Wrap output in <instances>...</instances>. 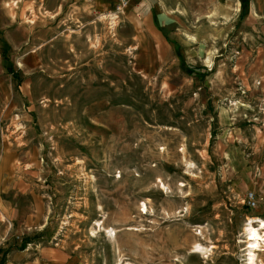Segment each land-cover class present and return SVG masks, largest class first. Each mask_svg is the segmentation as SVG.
I'll return each mask as SVG.
<instances>
[{
    "label": "rangeland",
    "instance_id": "374dc122",
    "mask_svg": "<svg viewBox=\"0 0 264 264\" xmlns=\"http://www.w3.org/2000/svg\"><path fill=\"white\" fill-rule=\"evenodd\" d=\"M126 1L0 0V264H264V7Z\"/></svg>",
    "mask_w": 264,
    "mask_h": 264
},
{
    "label": "crops",
    "instance_id": "0c3cea01",
    "mask_svg": "<svg viewBox=\"0 0 264 264\" xmlns=\"http://www.w3.org/2000/svg\"><path fill=\"white\" fill-rule=\"evenodd\" d=\"M252 7H254V12L258 13V9L264 7V0H261L260 2L259 0L257 2H252ZM263 10L264 8H261V11ZM259 13L264 14V11ZM34 256L35 258H33L32 262L26 264H69V261L71 259V257L68 258L67 256L62 255L61 253L55 251L52 248L44 249L38 254L34 253ZM6 264H14L13 255L9 256V259Z\"/></svg>",
    "mask_w": 264,
    "mask_h": 264
},
{
    "label": "bare ground",
    "instance_id": "6f19581e",
    "mask_svg": "<svg viewBox=\"0 0 264 264\" xmlns=\"http://www.w3.org/2000/svg\"><path fill=\"white\" fill-rule=\"evenodd\" d=\"M15 3V2H14ZM16 6V4L13 5V7ZM18 6V4H17ZM113 19V18H112ZM116 22H113V24H115ZM108 116V115H107ZM260 222V221H259ZM250 226V225H249ZM252 226V225H251ZM250 226V227H251ZM264 228V221H262V227H261V230ZM251 232H250V238H249V244H250V247L248 248L249 249V257H250V264H256V252L257 250L259 249L260 245H261V242L263 241L262 239V236L260 234V230L259 229H256L254 227H251L249 229ZM201 247H197V249H200ZM198 252V251H197Z\"/></svg>",
    "mask_w": 264,
    "mask_h": 264
},
{
    "label": "built area",
    "instance_id": "2783aa9c",
    "mask_svg": "<svg viewBox=\"0 0 264 264\" xmlns=\"http://www.w3.org/2000/svg\"><path fill=\"white\" fill-rule=\"evenodd\" d=\"M120 1V3H119V5L120 6H118V11H117V13L119 14L120 12H121V10H122V8L124 7V6H126V3H127V1L126 0H119ZM118 14H113V16H111V20H113V19H118ZM113 18V19H112ZM253 195H251L250 196V201H253Z\"/></svg>",
    "mask_w": 264,
    "mask_h": 264
}]
</instances>
